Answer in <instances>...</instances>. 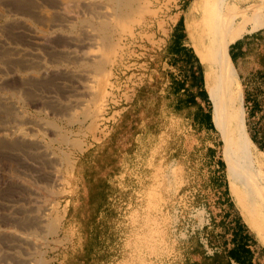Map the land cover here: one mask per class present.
<instances>
[{"label": "rangeland", "instance_id": "obj_1", "mask_svg": "<svg viewBox=\"0 0 264 264\" xmlns=\"http://www.w3.org/2000/svg\"><path fill=\"white\" fill-rule=\"evenodd\" d=\"M138 1L140 13L134 12L129 32L117 30L98 51L99 62L94 65L99 69L86 66L95 81H83L84 92L76 86L82 96L67 94L71 82H60L57 76L32 84L26 92H19L14 78L7 81L11 90L0 86V127L20 124L31 136L24 147H15L11 136L0 147V222L7 223L14 210L41 206L48 209L46 218L60 222L51 235L44 233L45 227L32 233L15 229L19 237L7 230L6 237H0V251L12 264L31 253L33 261L43 259V264H226L229 259L219 254L222 240L210 232L213 226L192 236L208 237L213 255L199 238H179L187 225L202 218L195 208H205L213 220L220 216L218 206L225 204L221 187L229 189L228 200L241 215L264 233V175L250 168L247 151L232 126L228 123L230 130L223 134L200 133L188 116L173 108L172 81H164L169 71L164 51L174 24L180 14L188 22L187 14L199 0ZM205 1L216 2L206 14L210 17L240 0ZM190 26L195 31L194 48L204 50L209 46L204 24L203 33L195 21ZM41 52L48 71L73 68L53 65L52 53ZM78 97L83 105L70 106ZM11 106L26 123L14 119L15 109L7 114L13 116L8 123L5 114ZM234 119L264 162V154L247 135L242 104ZM219 135L226 173L211 150ZM100 179L108 180L111 188L97 199ZM13 244L17 252L10 251Z\"/></svg>", "mask_w": 264, "mask_h": 264}, {"label": "crops", "instance_id": "obj_2", "mask_svg": "<svg viewBox=\"0 0 264 264\" xmlns=\"http://www.w3.org/2000/svg\"><path fill=\"white\" fill-rule=\"evenodd\" d=\"M213 3L216 4L199 0L193 11L187 14L188 22L185 15L180 14V22L174 24L172 40L164 51V64L169 67L164 81H172L173 108H177L182 116H188L200 133L217 130L223 134L224 130H230L228 123L235 133V128L239 129L234 118L239 116L242 104L247 135L256 149L264 154V0H240L209 17L206 14L216 6ZM192 21L198 25L200 30L197 31L203 33L205 27L208 32L209 46L204 50L194 48ZM234 34L238 38L230 43ZM222 45L227 46L217 54L216 50ZM235 81L240 86L238 93ZM223 145L219 135L211 150L226 173ZM212 158L213 155H209V161L214 163ZM221 189L224 190L221 201L225 204L218 206L220 216L214 215V220L211 218L212 222L206 228L208 232L213 226L212 237L222 240L220 257L229 259L231 264H264L262 229L247 221L242 213L245 221L228 200L229 189Z\"/></svg>", "mask_w": 264, "mask_h": 264}, {"label": "bare ground", "instance_id": "obj_3", "mask_svg": "<svg viewBox=\"0 0 264 264\" xmlns=\"http://www.w3.org/2000/svg\"><path fill=\"white\" fill-rule=\"evenodd\" d=\"M139 5L141 4L138 0H0V20L4 23L3 25L1 24L2 30H0V86L2 84L7 86V81L10 78H14V80L19 81V83L17 82L20 84L19 92H24L27 87H30L34 83L36 84L41 80L44 81L47 78H49L48 82H50L52 79L51 76H57L60 82H71V85H69L70 89L66 91L67 94L68 92H74L75 95L78 94L77 96H79L81 92H78L79 87H76L77 85L84 92L86 86H83L82 82L87 80L95 81L92 78L91 69L87 70L86 66L89 64L95 66L94 64L99 62V55L97 56V53L112 41L111 37L114 35V32H117V30L129 32L133 15H135L134 12L140 13L141 6L138 7ZM236 38L238 36L234 34L230 43ZM226 46L222 45L218 48L216 50L217 54L222 52ZM47 49L52 53L51 59L53 60V65L56 64L59 66L61 65L60 63H64L65 66L67 64L73 68L63 72H58V70L57 72L48 71L49 66L46 64L47 58L45 59L41 55V51L45 52ZM95 67L99 69L100 66ZM55 69L59 68L57 67ZM8 88L10 89V87ZM69 98L67 100L68 102L71 100ZM82 105L83 103L79 97L70 103V106L75 108ZM12 109L15 108L11 106L10 110L7 113L5 112V115L7 116V114L12 113ZM17 110H14L16 115L14 119H20V123L22 119L26 123L25 118L21 117ZM8 116L7 121L10 123L13 116ZM5 121L3 123L8 125L6 124L7 121ZM235 130L239 142L247 151L250 168L264 175V163L254 155L242 132L238 128H235ZM24 131L21 129L20 124H17L15 127H0V147L5 146L6 140L10 136L14 140L11 143L15 147H24L31 140V136ZM62 138L65 140L64 136ZM13 205V208L16 209L15 204ZM46 211L48 209L43 208V206L36 208V210L30 209L27 211L20 209V211H12L7 216V223H4L5 221L0 222V237H6L7 230L14 234L13 237H19L15 233V229H23L25 232L32 233L33 231H41L44 227V233L46 232L50 235L55 234L60 222L57 218H46L48 216ZM6 243L4 242L3 244ZM15 248L16 245L14 244L9 247L10 251L15 250ZM15 251L17 252V250ZM4 254L6 253L0 251V264H12ZM30 255L24 256V258L19 260L21 262L17 264H43L45 261L43 259V261L38 259L40 262L33 261ZM14 256L16 255L14 254Z\"/></svg>", "mask_w": 264, "mask_h": 264}, {"label": "built area", "instance_id": "obj_4", "mask_svg": "<svg viewBox=\"0 0 264 264\" xmlns=\"http://www.w3.org/2000/svg\"><path fill=\"white\" fill-rule=\"evenodd\" d=\"M194 212L196 216L199 213H201L202 218L198 220L196 224H193L191 226L187 225V227L183 231L184 233H182L184 237H179V238L180 240H183V241H188L192 238H199V242L205 247V249L207 250V253L210 255H213L215 251H213L212 248L209 247L208 237H192L204 231V229H206L210 225L211 223L210 215L207 214V211L205 208H201V207L195 208Z\"/></svg>", "mask_w": 264, "mask_h": 264}, {"label": "trees", "instance_id": "obj_5", "mask_svg": "<svg viewBox=\"0 0 264 264\" xmlns=\"http://www.w3.org/2000/svg\"><path fill=\"white\" fill-rule=\"evenodd\" d=\"M180 22V21H179ZM178 22V23H179ZM111 186L108 180L100 179L96 186V193L94 194L97 199L101 198L108 190H110ZM102 206V205H101ZM218 258V257H217ZM227 264V263H226ZM228 264H231L228 262Z\"/></svg>", "mask_w": 264, "mask_h": 264}]
</instances>
